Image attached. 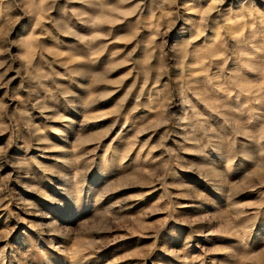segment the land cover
Instances as JSON below:
<instances>
[{
	"label": "rangeland",
	"instance_id": "1",
	"mask_svg": "<svg viewBox=\"0 0 264 264\" xmlns=\"http://www.w3.org/2000/svg\"><path fill=\"white\" fill-rule=\"evenodd\" d=\"M0 264H264V0H0Z\"/></svg>",
	"mask_w": 264,
	"mask_h": 264
}]
</instances>
